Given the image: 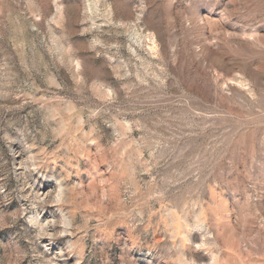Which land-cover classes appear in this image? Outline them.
<instances>
[{"label":"rangeland","instance_id":"obj_1","mask_svg":"<svg viewBox=\"0 0 264 264\" xmlns=\"http://www.w3.org/2000/svg\"><path fill=\"white\" fill-rule=\"evenodd\" d=\"M0 264H264V0H0Z\"/></svg>","mask_w":264,"mask_h":264}]
</instances>
